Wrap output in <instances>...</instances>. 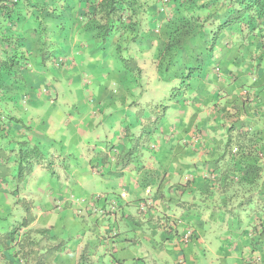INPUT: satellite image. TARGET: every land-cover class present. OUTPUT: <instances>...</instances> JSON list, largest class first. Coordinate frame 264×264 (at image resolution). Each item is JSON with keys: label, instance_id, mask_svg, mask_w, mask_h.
<instances>
[{"label": "crops", "instance_id": "crops-1", "mask_svg": "<svg viewBox=\"0 0 264 264\" xmlns=\"http://www.w3.org/2000/svg\"><path fill=\"white\" fill-rule=\"evenodd\" d=\"M159 13L168 18L171 9ZM70 33L64 54L74 64L38 68L35 59L29 77L47 92L39 85L25 109L5 103V114L24 125L13 139L37 145L46 159L20 190L13 154L5 162L0 264L31 263L21 260L24 252L15 255V243L3 245L24 204L34 217L27 229L46 231L31 235L38 252L61 243L52 264H252L254 256L264 264V241L255 233L264 226V113L240 107L253 94L239 88L247 61L219 63L216 52L203 64L193 58L199 47L179 52L169 66L162 38L142 43L143 50L130 47L136 74L112 55L93 53L97 43L81 29ZM231 74L240 77L234 82ZM10 92L5 99L22 93ZM238 130L254 134V143L238 145ZM241 163L255 168L235 170ZM147 198L152 203L142 207ZM189 228L192 239L179 243Z\"/></svg>", "mask_w": 264, "mask_h": 264}, {"label": "trees", "instance_id": "trees-1", "mask_svg": "<svg viewBox=\"0 0 264 264\" xmlns=\"http://www.w3.org/2000/svg\"><path fill=\"white\" fill-rule=\"evenodd\" d=\"M166 3L171 9L168 18L159 13L161 5L158 0H0V113H4L2 111L7 102L25 109L33 101L31 93L40 84L34 85L28 74L30 69L23 68L27 55L35 54L33 59L38 60L37 67L43 68L48 57L66 53L70 32L78 29L87 34L92 43H97L92 45L93 53L112 55L124 68L136 74L140 73V69L135 59L127 54L130 47L137 46L143 50L142 43L162 38L166 39V43L161 52L167 55L169 66L173 65L179 52L187 53L183 48L177 50L180 41L191 38L202 47L194 55L204 53L202 58H194L200 63H210L216 52L219 63L227 60L229 64L239 66L247 61L244 67L246 77L239 79V88L245 89L244 93L253 94L250 98H244L240 107L246 108L245 113H264L263 100L258 94L264 93V0H166ZM160 21H163L161 26ZM144 23L146 28L143 27ZM24 24L32 26V29L29 28L37 36V46L30 44ZM46 37L51 40L49 46L43 41ZM220 67L214 66L216 71H221ZM247 74L254 76L250 84L247 83ZM190 75L189 69L185 77ZM17 76L26 79L23 84L16 83L18 87H15L21 89L25 86L21 89L23 93L5 99V95L11 93L8 84H14ZM233 76L234 82L240 77ZM180 86L187 84L181 81ZM25 88L30 91L26 92ZM233 106L237 112L238 107ZM23 128L18 119L0 114V167H5V162L8 163L13 154L17 164L13 179L17 185L24 183L35 166L46 159L37 145L23 139H13V135ZM253 138L254 134L239 130L235 134V140L241 147L246 141L251 145ZM226 144L230 146L231 139ZM242 168L255 167L241 163L235 170ZM33 220L30 206L24 204V216L2 234L3 245H8L7 241L9 244L17 241L15 255H23L24 252L25 256L20 257L22 261L31 259L30 264H52L49 255L59 250L61 243L39 253L36 249L38 244L31 235L46 231L27 229ZM255 231L258 234L256 242L264 241V226ZM17 233L19 236H16Z\"/></svg>", "mask_w": 264, "mask_h": 264}, {"label": "rangeland", "instance_id": "rangeland-1", "mask_svg": "<svg viewBox=\"0 0 264 264\" xmlns=\"http://www.w3.org/2000/svg\"><path fill=\"white\" fill-rule=\"evenodd\" d=\"M158 3H159V5H162V6L166 7L168 10H170V9H169L170 7L168 6L167 3L164 5V4H162L159 0H158ZM162 6H161V7H162ZM23 27H26V29H24V31H25V33L28 35V38H29V42H30V44H31V45L33 44V47L37 46V36H36L35 32H30V28L32 29V26H28V24H24ZM29 27H30V28H29ZM143 27L146 28V24H145V23H144ZM159 29H160V28H159ZM29 32H30V34H29ZM158 34H159V33H158ZM158 34H157V35H158ZM49 39H50V38L46 37L45 40H43L45 44H48V46L50 45L49 43H51V40H49ZM191 44H192V47H189V48H186V49H185L186 52H187V55L190 53L191 50H195V49H198V48L200 47L199 44L197 45V42H196V41H193ZM49 54H51V51H49ZM24 55H25V53H24ZM203 55H204V53H203ZM203 55H202V54H198L197 56H193V58H202ZM33 57H35V54H33V53H31V55H27V59H26L24 65H23V68L26 69V70L30 69V70H29L30 72L33 71V70H32V68H33V67H32V64H33L34 59H36V58L33 59ZM59 58H60V55L48 57V58H47V61H48L47 64H48V65L52 64V66H53V65H55V63H56V60H58ZM72 58H73V57H72ZM73 64H74V63L72 62L71 65H73ZM45 66H46V64H45ZM53 67H54V66H53ZM61 67H68V63L65 62L64 64H61ZM45 68H46V67H45ZM214 69H215V68H214ZM29 71H28V72H29ZM215 71H216V70H215ZM36 78L39 79L40 77H39L38 75H36ZM25 80H26V79H23V76H17V78L14 80V84H13V83H9V84H8V86H7L8 90H9V91H13V90H14L16 93H18V92L21 91V89H22L23 87H25V86L20 87L21 89H16L15 87H18L16 83H21V84H23V81H25ZM15 81H16V82H15ZM37 83L40 84L41 91L45 92V91H46V88H47V87H46L47 85H44L42 80H41V82H37ZM21 84H20V85H21ZM48 85H50V84H48ZM164 85H165V83L162 84V86H164ZM48 87H49V86H48ZM10 88H11V89H10ZM244 91H245V89H244ZM22 93H23V92H22ZM15 106H18V104H16V105L12 104V108H14ZM8 107H9V106H8ZM12 108H9V109L12 110V111L15 110V109H12ZM17 108H18V107H17ZM17 108H16V110H17ZM0 110H2V109H0ZM2 112H4V113H0V114H3V115L5 116V106H4ZM6 115H8V114H6ZM9 116H10V115H9ZM12 117H13V116H12ZM49 164H50V163L47 162V165H49ZM5 169H6V167H4V166L0 167V175H1V176H5ZM21 185H23V183L17 185L18 188H19V190H20V188H21ZM150 200H152V198H150ZM22 202H23V200H20V203H22ZM23 204H24V202H23ZM14 212H16V211H14ZM14 216H17V214H15Z\"/></svg>", "mask_w": 264, "mask_h": 264}, {"label": "built area", "instance_id": "built-area-1", "mask_svg": "<svg viewBox=\"0 0 264 264\" xmlns=\"http://www.w3.org/2000/svg\"><path fill=\"white\" fill-rule=\"evenodd\" d=\"M159 1L162 4H164V5L166 4V0H159ZM57 61H58V63H65V62H67L69 65H71L72 62H73L72 59H71V57H67V58L66 57H61ZM231 151H232V153H235L237 150L234 148ZM81 200L83 201V199H81ZM148 204H150V200H148V201H145L144 200L142 202V205H143L142 207H145ZM89 205L92 206L93 205V202H90ZM191 238H192V230L190 228L189 229H185L183 231V233L179 236V243L186 244V243H188L191 240ZM254 257H253V260L251 261V263L252 264H259L260 263V257H258V256H256L255 258Z\"/></svg>", "mask_w": 264, "mask_h": 264}, {"label": "clouds", "instance_id": "clouds-1", "mask_svg": "<svg viewBox=\"0 0 264 264\" xmlns=\"http://www.w3.org/2000/svg\"><path fill=\"white\" fill-rule=\"evenodd\" d=\"M61 57H66V58H67V57H71L72 61L74 62V59H73L72 56H70V55H65V54H64V55H60V58H61ZM61 64H64V63H58V61L56 60V63H55V65H53V66H55V67H61ZM68 66H71V65L68 64ZM45 92H47V90H46ZM110 150H111V152H112V155L110 156V159H111L112 162H115V160H116V159H115V153H116V151L113 149V147H111ZM82 199H83V201H82L81 199H80V201L84 202V198H82ZM148 200H150V198H147L145 201H148ZM142 202H143V201H142ZM151 203H152V200H150V204H151ZM62 204H63V203H61L60 205H57V206H60L59 208H61V207H62ZM90 206H91V205H90ZM92 206H93V205H92ZM21 231H22V230H20L18 233L20 234ZM18 233L16 234V236H19ZM192 237H193V232H192ZM17 239H18V238H17ZM191 239H192V238H191ZM13 243H15V245H16L17 241L12 242V244H13Z\"/></svg>", "mask_w": 264, "mask_h": 264}]
</instances>
